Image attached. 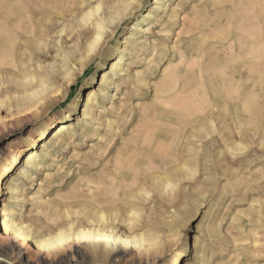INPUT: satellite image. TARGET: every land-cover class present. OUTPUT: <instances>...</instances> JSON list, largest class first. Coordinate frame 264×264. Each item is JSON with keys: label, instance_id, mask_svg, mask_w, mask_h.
Segmentation results:
<instances>
[{"label": "rangeland", "instance_id": "obj_1", "mask_svg": "<svg viewBox=\"0 0 264 264\" xmlns=\"http://www.w3.org/2000/svg\"><path fill=\"white\" fill-rule=\"evenodd\" d=\"M164 1L166 9L154 8L155 0H89L76 20H61L60 51L73 52L69 70L91 46L78 31L99 15L107 24L118 21L61 99L54 93L61 79L38 93L0 83L3 186L15 153L36 147L46 126L66 121L127 49V70L86 107L90 118L80 103L73 129L40 152L43 170L23 180V198L13 208L15 221L42 237L102 228L133 243L69 242L38 251L0 232V264H264V0ZM99 4L95 16L83 19ZM147 11L153 17L142 25L150 33L128 39ZM53 55L61 66L62 55ZM12 64V57L4 61ZM168 130L174 134L160 151L157 135ZM1 194L0 213L9 196Z\"/></svg>", "mask_w": 264, "mask_h": 264}, {"label": "bare ground", "instance_id": "obj_2", "mask_svg": "<svg viewBox=\"0 0 264 264\" xmlns=\"http://www.w3.org/2000/svg\"><path fill=\"white\" fill-rule=\"evenodd\" d=\"M73 1L7 0L0 4V83L3 81L9 84L8 86L6 85V90L16 93L28 91L38 93L39 90L48 89L52 83L61 79L62 82L60 83L59 89L54 92L55 99H61L75 76L91 59V55L96 52L98 46L103 45L107 41L106 38L112 32L113 27L116 26L118 21L113 20L107 24L105 17L99 15L93 21L91 27L80 30L76 34L79 38H86L89 35L91 46L88 51V57L84 58L80 66L74 67L71 70L68 69L70 61L73 60V52L66 50L62 53L60 51L64 46L63 39L59 40L58 38L59 23L61 20H76V15L78 16L89 2V0H80L78 5H76L72 3ZM155 3L156 6L154 8L166 9L167 1L155 0ZM100 8V4L91 7L89 10L86 7L87 11L84 13L83 19H91V17L98 13ZM122 15L119 18L122 19ZM152 17L153 12L147 11L142 19L133 23L131 27L132 33L128 39L134 38V34L137 31L143 34H149L151 30L150 26L142 25V22ZM126 50V48L122 49L99 75L96 81L97 85H99L97 90L91 88L92 83L90 89L84 94V97L77 99L73 104L74 110L66 114V121L51 124L48 127L46 126L45 129H42L38 139H34L33 141L36 147L30 150L24 149L17 151L13 159L6 164L5 175L10 176L5 185L1 186L0 184V195H2L1 192L3 190H6V194H9V196L6 199L7 201L3 203L1 209L0 216H2V220L0 232L7 239H12L16 244L24 248L34 245L38 251L45 249L55 252L62 249L69 242L73 244L79 242H94L96 245L106 243L114 248H128L133 243V240L129 237L104 231L102 228L72 229V232L65 235L63 232H58L54 237H42L39 236L40 234L37 235L38 233L35 234L29 225L24 224L22 221H15V210L13 208V204L19 203L23 198L24 193L21 187L23 180L32 181L43 170L44 164L42 163L40 152L49 150L52 144L61 140L63 136L69 134L73 129L74 124L72 121L75 120V115L80 110V103L84 102L85 104V107L83 106L84 108H82L84 111L83 117L85 119L90 118V113L88 112L89 106L99 97V94L102 96L107 95V89L112 85L114 75L124 73L127 70L122 65L124 64ZM53 53L56 56L62 55L61 66H65L67 68L66 71L62 70L61 66H57L55 61L52 60ZM9 57H12L13 60L12 67H5L4 61ZM171 134L174 133L170 130L165 131L163 134H158L159 139L156 141V148L158 147L162 151L161 147L168 142ZM151 146H155L153 139H151L150 147L148 148L150 154L153 153ZM38 147H40L41 151ZM47 156L54 159L56 155L48 153Z\"/></svg>", "mask_w": 264, "mask_h": 264}]
</instances>
